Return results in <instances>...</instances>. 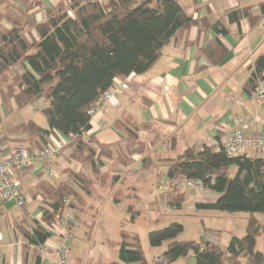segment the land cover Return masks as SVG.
<instances>
[{"label": "trees", "instance_id": "trees-1", "mask_svg": "<svg viewBox=\"0 0 264 264\" xmlns=\"http://www.w3.org/2000/svg\"><path fill=\"white\" fill-rule=\"evenodd\" d=\"M1 5L4 7L0 9V78L8 81L9 73L11 83L5 91L0 89V98L3 103L14 100L19 108L40 100L48 103L41 111L47 128L28 121L13 126L10 132L25 134L23 141L29 144L34 141V145H29L32 150L40 149L39 140L46 143L51 135H75L72 158L89 165L94 179L99 181L103 178L99 171L104 166L103 159H112L114 155L112 147L98 150L91 138L83 137V133L92 129L89 110L115 80L124 81L151 70L163 48L197 22L185 13L179 0H107V4L100 0H62L53 8L45 7L42 0H7ZM37 11H44L46 19L38 21ZM260 11L259 17L247 9L233 11L228 15L229 22L239 23L242 19L257 22L264 16V3ZM214 27L218 33L228 32L221 22ZM219 55L222 58L227 51L223 49ZM13 68L19 73L14 75ZM261 82H264V55L254 65L250 79L253 91ZM152 126V123L136 126L134 131L151 132ZM134 131L126 127L127 134L138 138ZM156 141L155 138L150 142L152 151L143 156L142 170L156 169L159 162H168L169 180L179 177L200 180L205 189L219 195L216 201L196 204L197 210L250 214L246 235L232 237L225 250L208 242L201 250L200 241L177 240L184 231L179 223L150 232L152 248L166 245L162 255L165 264L190 256L192 262L188 264H264V252L257 249L264 225L255 217L264 213V159L249 155L230 157L222 147L206 145L201 151L188 147L177 158L155 161L152 153L155 154ZM175 142L171 137L169 144L174 146ZM125 158L121 155L118 159L123 162ZM71 177L85 196L92 197V181L80 172H73ZM177 194L169 205L181 209L184 195ZM42 195L40 220L33 219L30 229L22 231L33 246L44 245L51 238L43 225L59 221L65 200H70L73 210L82 201L78 191L62 184L47 188ZM126 238L123 236V241L116 244L119 253L114 264H148L139 242L131 245Z\"/></svg>", "mask_w": 264, "mask_h": 264}, {"label": "crops", "instance_id": "crops-1", "mask_svg": "<svg viewBox=\"0 0 264 264\" xmlns=\"http://www.w3.org/2000/svg\"><path fill=\"white\" fill-rule=\"evenodd\" d=\"M6 1L0 0V9L4 7L1 4ZM61 1L42 0L47 8H53ZM179 1L185 13L195 20L197 25L177 34L163 48L161 57L151 70L142 75L129 76L125 81L127 88L113 101L101 103L100 110L92 118V129L85 137V139L91 138L99 146L98 150L103 146L112 147V153L115 154L113 163L124 169V175L119 173V177L114 179L117 181L116 185L124 181L130 185L129 190L126 188L125 191L128 192V195H125L128 198L122 202L117 200L112 202L110 198L107 199V203L101 208L99 225L95 226L96 229L100 230L103 226L102 219H108L102 217L107 211L110 212L111 217H114L116 214L127 215L130 208L139 213L153 209L152 217H155L150 227H157L162 224L167 214L183 211L188 197L191 200L193 198L192 206L195 212H201L196 209V204L217 200V198L198 199L195 191L189 193V191L181 190L184 194L181 209L173 207V209H167L169 205L163 201L162 191L155 188V182L157 179H168L167 170L170 163L159 162L156 169L142 170L143 156L152 151L150 142L155 138L157 139L156 151L152 155L154 160L158 161L160 158L163 160L177 158L188 147H195L201 151L206 145L215 146L221 139L229 137L235 129L257 132L262 126L264 108L260 107L255 100L250 79L256 60L264 55V16L254 23L248 19H242L239 23H230L228 15L233 11L247 9L251 15L259 17L261 15L260 5L264 3V0ZM100 2L107 4V0H100ZM36 18L40 22L45 20V12L37 11ZM219 22L228 30L226 34L216 31L214 25ZM223 49L227 51V55L220 58L219 54ZM215 52H219L218 55H213ZM41 101L36 103L39 104L40 111L43 109L42 106L40 107ZM0 103H2L1 99ZM47 104L45 102L46 106ZM30 121L35 122V120ZM162 121L167 124H162ZM1 123L2 121H0V142L2 144L9 145L21 141L27 146L34 145V141L30 144L28 141H23L26 139L25 134L10 132L13 126L20 125L21 122L9 127H4ZM149 123L153 124L151 132L148 130L134 131V127ZM40 126L47 128V125ZM126 127L132 129L138 138L127 134ZM171 137L175 138L174 146L169 144ZM39 144H43L41 140ZM73 151L74 146L69 145L58 156V159L53 161V170L55 168V172L59 171L56 177L58 181L50 182L42 165L32 164L18 175L19 187L27 192L29 187L36 186L39 182L57 186L67 185L68 180H71L72 188L82 197L71 173L87 172L89 174V167L82 166L79 161L74 160L71 156ZM121 155L126 156L123 162L118 159ZM248 155L258 158L254 150H251ZM127 158H131L132 161ZM103 161L105 162V158ZM108 167L106 164L101 168L100 173L107 172ZM125 174H127L126 179ZM102 179H99V182ZM94 180L90 179L93 184L96 181ZM164 203L167 212L160 213L164 210ZM7 204L0 207V221L2 219L5 222L11 221L10 218L16 217L13 212H9L16 207L9 203L13 206L9 208ZM74 211L78 222L72 228V234L76 227L81 226L79 210ZM23 212V209H20V214L23 215L18 216L20 222L26 219L25 217L37 220L41 217V213L40 217L39 215L34 217L30 210L26 212L27 215ZM25 224L23 222L21 226L27 229ZM85 234L80 231V238L87 239ZM130 234L126 233L122 236L129 237ZM232 237L236 236L232 235ZM60 241V237L53 236L47 242L55 244ZM127 242L134 244V241ZM164 246L161 247L163 250L160 254L153 257L152 262L146 259L148 264H153L156 258L163 255L166 250V245ZM82 248H84L82 244L72 245L70 264H114L118 262L119 247L116 245L109 253L104 251L103 255L101 251L95 253L94 246L90 250L82 251ZM185 259L186 264L192 262L191 256ZM49 260L50 264H57L56 255L51 254ZM38 262L42 263V254L38 246L28 244L19 228L12 227L10 224L7 225L6 230L0 228V264H37Z\"/></svg>", "mask_w": 264, "mask_h": 264}, {"label": "rangeland", "instance_id": "rangeland-1", "mask_svg": "<svg viewBox=\"0 0 264 264\" xmlns=\"http://www.w3.org/2000/svg\"><path fill=\"white\" fill-rule=\"evenodd\" d=\"M18 69L13 68V74H17ZM11 74H7L9 80H3V78H0V89H3L4 91L7 89L8 85L11 83L10 77ZM1 99V98H0ZM0 103V121H2L1 124H3L4 127H9L12 126L16 123H23V122H28L30 120H35V123L46 126L47 123L44 119V117L41 114V111L38 109L39 104H30L28 106H25L23 108H19L16 103L13 100H9L7 103ZM45 100H42L40 103V107L44 108L45 105ZM47 103V102H46ZM43 144H39V146H43ZM34 148V147H33ZM40 148V147H39ZM35 149V148H34ZM65 150V149H64ZM63 150V151H64ZM62 151V152H63ZM58 154L56 157L53 158L50 168L51 172H54V176L52 177L51 174L45 172L47 175L49 181H58L59 179L56 178L59 175V171H54L53 170V161L58 159V156L62 154ZM115 155V154H113ZM116 157V156H115ZM114 158V157H113ZM113 158L108 159L105 158L104 166L107 164L108 170L105 173L101 172V176L106 180L102 179L103 184L100 183L98 180H94V176L91 173V169L89 165H85L89 167V174L83 173L85 177H87L89 180L92 179L94 180V184L92 186V197H87L85 196L82 192L81 194V199L79 204L77 205V208L79 209L78 215L80 216L79 218V224H81L80 228L76 227L74 229V233L72 234V241H71V249L72 245L75 243L82 244L84 245V248H82V251L84 249L90 250L94 246V252L96 253L97 251H101V254H104L109 251H112V248L115 247L117 241L122 240L123 241V234H130L129 237L125 239V241H134V244L131 245H136L137 242H139L141 249L144 252L145 258L149 261L152 262L151 260L153 259L154 256L159 255L160 252L163 250V248H152L149 244V233L152 232L153 230H158V229H163L168 227L171 223L173 222H178L179 224L183 225L184 231L182 235L179 236L178 240H183V241H196V242H201V240L204 238L205 235H208L211 239L217 238V243L218 246L221 247V249L225 250L230 242V239L232 238V235L236 236L237 238H243L246 235V227L247 223L250 219V214L246 213H236V214H229L226 212H218V211H201V212H195L193 210V198L192 200L190 197L187 198L186 203L184 205L183 211L179 212H173L170 214H167L163 220L162 224L157 227H150L152 225V219H154L155 216L152 217L153 215V209H147L144 212H134L130 208L127 215H120L116 214V216L111 217L110 212H105L102 217L108 218V219H102V227L101 229H96L95 226L99 225V217H100V212L101 208L105 206L107 203V199L110 198L112 202L115 200L122 202L125 198V195H128V192L126 191V188L129 190V184H127V181L121 182V184L116 185V180L115 178H118L119 173L120 175H124V169L121 168V166L117 165L116 163H113ZM119 161H122L119 159ZM80 162V161H79ZM81 163V162H80ZM74 165V164H73ZM82 165V164H81ZM84 166V165H82ZM102 166V167H104ZM101 167V168H102ZM101 168L99 171H101ZM22 173V172H21ZM73 173V172H72ZM71 173V174H72ZM20 174V173H19ZM18 174V175H19ZM58 174V175H57ZM17 175V177H18ZM16 177V181L18 182V179ZM127 177V174H125V179ZM101 180V179H100ZM67 185L72 187V182L71 180H68L66 183ZM44 187L43 189L41 187ZM52 187L47 183L44 182H39L36 186L29 187L27 192L23 191L22 188L21 190L23 191L24 195L32 200V203L27 204L26 206L19 208L17 207L14 203L10 205L9 203L7 206L9 208H13L9 212H13L16 217L10 218L11 221H6L2 219L0 221V228L2 230L7 229V225H11L12 227H17L21 230V232L24 230V228L21 226V224L24 222L26 223V227L30 229V225L32 224L33 218H27L23 219V221H19V214H20V209H23V213L27 215V211L30 210V213L34 215V217L38 216L40 217V205L44 203L43 195H45V191L47 188ZM156 189H158L155 186ZM31 190V191H29ZM159 190V189H158ZM80 191V190H79ZM161 191V190H160ZM186 191V190H185ZM192 191H195L197 193L198 199H209V198H218L219 195L216 193L212 192L209 189L201 188V189H193L189 191L191 193ZM182 193L181 191H179ZM188 192V191H187ZM133 193V192H132ZM163 193V192H162ZM38 195H41L39 197ZM47 195V193H46ZM131 195V194H129ZM164 195V194H163ZM180 195V194H177ZM177 195L173 196L176 198ZM184 195V194H183ZM37 196L39 198H37ZM179 197V196H178ZM172 199V196H164L163 201H166V205H169V201ZM70 201V200H69ZM166 205L164 203V210L160 211L162 212H167L165 211ZM6 206V204H5ZM172 207H167V209H170ZM71 209V208H70ZM77 209V210H78ZM173 209V208H172ZM171 209V210H172ZM74 211L73 209H71ZM66 211V209L64 210ZM63 211V212H64ZM200 211V210H198ZM75 213V211H74ZM76 215V214H75ZM22 217V213L20 214ZM135 217V218H134ZM255 217L257 220L261 223L264 224V213H259L255 214ZM41 218V217H40ZM138 218V219H137ZM60 221L62 220L61 216L59 217ZM82 221H81V220ZM37 220V219H36ZM40 220V219H39ZM77 216L75 222L71 223L69 225L70 232L72 231V228L77 224ZM138 220V221H137ZM81 221V222H80ZM137 222V223H135ZM135 223V224H134ZM59 225L61 224L58 223ZM98 224V225H97ZM9 227V226H8ZM212 230V231H211ZM80 231H83V233H86L87 239H82L80 238ZM216 231V232H215ZM23 234V232H22ZM53 237V236H51ZM135 237V238H134ZM115 243V244H114ZM216 245V244H215ZM117 246V245H116ZM165 247V246H163ZM257 249L258 251L264 252V235L260 237L257 241ZM73 253V252H72ZM97 256H99L97 254ZM162 256V255H161ZM160 256V257H161ZM163 257V256H162ZM155 263V260L154 262ZM175 264H186V259L181 258L179 261L174 262ZM171 263V264H174ZM157 264V263H156ZM165 264V263H164Z\"/></svg>", "mask_w": 264, "mask_h": 264}, {"label": "built area", "instance_id": "built-area-1", "mask_svg": "<svg viewBox=\"0 0 264 264\" xmlns=\"http://www.w3.org/2000/svg\"><path fill=\"white\" fill-rule=\"evenodd\" d=\"M126 80H115L111 89L105 93L102 98L90 110L89 115L93 118L100 110V104L113 101L117 95L121 94L127 88ZM254 97L258 105L264 108V82L258 84L254 90ZM87 133H83L85 138ZM75 135L68 137L61 134L51 135L47 138L46 143L40 149L32 150L25 143L18 141L9 145L0 142V207L7 203H14L17 207L22 208L32 203L19 187L16 177L19 173L25 171L32 164H40L45 172H51L50 164L54 157L60 154L67 146L71 145L75 140ZM222 147L226 154L230 157L248 155L254 150L258 158L264 159V119L262 126L257 132L235 129L229 137L223 138L216 144ZM155 186L161 190L164 196H175L181 190L191 191L193 189H201L203 183L200 180L179 177L173 181L169 179L156 180ZM69 200H65L66 213H62V220L52 225L46 226L45 229L51 236L61 238L59 243L45 242L44 245L38 246L42 254L41 264H50L49 257L51 254L56 255L57 264H70L71 262V246L72 234L69 225L76 220L74 211L70 209ZM64 209V210H65ZM61 224L59 225L58 223ZM217 244V238L211 239L205 235L201 240L200 249L205 248L206 243ZM155 263L164 264L165 259L161 256L155 259Z\"/></svg>", "mask_w": 264, "mask_h": 264}]
</instances>
